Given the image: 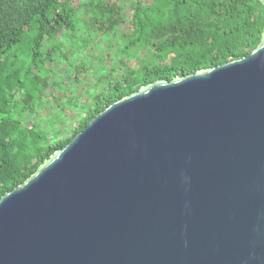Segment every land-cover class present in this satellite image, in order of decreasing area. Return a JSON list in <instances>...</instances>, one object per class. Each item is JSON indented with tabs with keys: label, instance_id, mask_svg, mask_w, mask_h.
<instances>
[{
	"label": "water",
	"instance_id": "water-1",
	"mask_svg": "<svg viewBox=\"0 0 264 264\" xmlns=\"http://www.w3.org/2000/svg\"><path fill=\"white\" fill-rule=\"evenodd\" d=\"M0 264H264V26L249 56L107 107L0 198Z\"/></svg>",
	"mask_w": 264,
	"mask_h": 264
},
{
	"label": "trees",
	"instance_id": "trees-1",
	"mask_svg": "<svg viewBox=\"0 0 264 264\" xmlns=\"http://www.w3.org/2000/svg\"><path fill=\"white\" fill-rule=\"evenodd\" d=\"M263 26L258 0H0V198L107 107L145 85L249 56ZM95 38L107 41L112 61L107 91L90 95L70 125L49 127L53 111H44L43 95L51 87L60 90L51 80L52 66L68 60L65 42L86 52L87 63L67 65L72 84L90 70L98 83L107 81L98 73L108 59H102ZM93 51L100 60L96 65L90 62ZM63 105L57 102L54 110Z\"/></svg>",
	"mask_w": 264,
	"mask_h": 264
},
{
	"label": "rangeland",
	"instance_id": "rangeland-1",
	"mask_svg": "<svg viewBox=\"0 0 264 264\" xmlns=\"http://www.w3.org/2000/svg\"><path fill=\"white\" fill-rule=\"evenodd\" d=\"M124 28H127V24H125L124 26H122V29L124 30ZM111 38V37H110ZM94 42H98L99 43V51L101 52V56L102 59H110L108 54V49L107 46H104L107 44L106 40H102L100 38H95ZM113 43L116 45H119L118 41L116 39L113 40ZM113 45V44H112ZM65 46L67 47L66 49L63 50V52H65L66 54H68L69 58L68 60L64 62H56V64H54L52 66V68L55 69V75L51 80H54L55 82L59 83L58 87L61 90H56V88H48L46 90V93H44L43 95V99L44 101L47 100V102H49V104L46 102L45 104V110H48V115L51 114V112L53 113V116H50L47 120L52 123V124H48L49 127H53V125L57 126L58 123L61 124H66V125H70L72 123V121L75 120V118L77 117V115L83 110L82 108H84L83 104L84 102H88V98L91 96H94L96 94H100L103 91H107L108 89V78H110L109 76V72H110V65L112 63L111 59L110 61L106 60V67L104 68V72L100 71L101 73H98L99 76H102V74L107 76V81L104 80V82L102 83H98L95 80V76H93V71L90 70V72H92V74L88 73L86 76H84V78H82V76L79 77L80 82L78 83H71L69 79V75L67 76V65L68 63L73 64V65H77V64H81V63H87L86 62V57L84 55H86L85 49H81L76 51V49L71 46L70 42L67 41L65 42ZM114 45H113V49H114ZM60 53L62 54V50L60 51ZM112 53V52H111ZM97 53L95 51H93L91 53L92 55V59L90 60V62L92 63H96L99 62L100 60L98 59V55H96ZM71 55V56H70ZM91 64V63H90ZM89 64V65H90ZM95 68V67H94ZM95 83H97L98 85H96ZM63 85V87H61V85ZM61 87V88H60ZM65 90V91H64ZM49 92V93H48ZM48 94V95H47ZM59 102V103H63L64 105L59 107L58 110H54V105ZM57 114L59 115L57 118ZM33 120H35L37 117H32ZM31 118V120H32ZM60 118V120H59Z\"/></svg>",
	"mask_w": 264,
	"mask_h": 264
}]
</instances>
